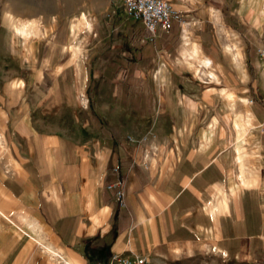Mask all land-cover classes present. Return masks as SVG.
I'll list each match as a JSON object with an SVG mask.
<instances>
[{
	"label": "crops",
	"instance_id": "1",
	"mask_svg": "<svg viewBox=\"0 0 264 264\" xmlns=\"http://www.w3.org/2000/svg\"><path fill=\"white\" fill-rule=\"evenodd\" d=\"M168 1L185 23L174 20L169 34L150 41L123 7L100 19L112 20L111 31L95 35L93 65L55 66L40 93L28 78L5 91L0 82V264H96L113 255L171 264L207 248L257 259L264 216L247 218L235 189L227 215L214 209V220L206 208L222 207L235 169L226 116L245 111L248 97L264 99V22L233 20L224 9L236 0ZM4 37L0 24V46ZM214 121V143L202 144Z\"/></svg>",
	"mask_w": 264,
	"mask_h": 264
},
{
	"label": "rangeland",
	"instance_id": "2",
	"mask_svg": "<svg viewBox=\"0 0 264 264\" xmlns=\"http://www.w3.org/2000/svg\"><path fill=\"white\" fill-rule=\"evenodd\" d=\"M122 2L123 0H0L1 32L3 36H6L0 46V82H2L3 90L5 91V83L13 81L15 85L16 82L28 78L34 82V92L40 93L43 91V82L54 80L56 73L51 71L55 66L93 65L95 62L91 53L95 48V42H93L95 35L103 30L111 31L112 20L100 19L113 11L121 10ZM224 10L237 17L233 20L241 18L264 22V0H236L233 7L226 3ZM23 24L33 26L34 33L30 38H22L17 34L16 30ZM72 26L75 28L72 29ZM257 34L258 31H255V36ZM14 48L18 49L17 53L14 52ZM247 65L251 73L256 70L250 61ZM31 67L33 72H30ZM47 67L50 71L43 74V69ZM260 69V74L264 75V66ZM225 93L232 94L235 97L234 100L237 98L231 91H225ZM245 101H247L246 104L242 103L245 111L233 116L231 122L226 116L225 129L229 135L226 136V150L230 151L233 148L235 169L233 165L227 169L228 187L225 192L220 191V194L225 195L226 203L227 199L230 202L232 196L229 193L231 188L235 187V190L242 194L243 214L248 210L247 218L255 223L262 215L264 216V99L253 96ZM229 107L231 110V106ZM216 109L214 108L213 111ZM230 110L225 111L226 115L230 114ZM216 125L215 121L211 122L207 129L200 132L202 144L210 146L214 143ZM232 130L233 137H230ZM208 137L210 140H207ZM236 150H239V155ZM241 164L245 168L244 177L250 182L248 187L244 188L240 187L238 179ZM221 202L222 200L219 202L220 206H210L206 208V211L209 213L216 209L219 215H227L230 205L228 211L226 208V211L222 212ZM209 215L211 216L210 213ZM218 216L211 217L216 220ZM250 236L252 237L253 234ZM201 248L205 246L202 245ZM175 253L179 256L180 250L176 249ZM257 255L255 261L231 260L222 254L219 255L214 249L207 248L197 255L182 254L178 258L174 256L175 260L171 264H264V240L261 242Z\"/></svg>",
	"mask_w": 264,
	"mask_h": 264
},
{
	"label": "built area",
	"instance_id": "3",
	"mask_svg": "<svg viewBox=\"0 0 264 264\" xmlns=\"http://www.w3.org/2000/svg\"><path fill=\"white\" fill-rule=\"evenodd\" d=\"M122 6L130 18L138 20L143 24L150 41L156 38L158 31L169 34L174 20H178L181 26L185 24L168 0H123ZM257 57L264 66V29L261 33ZM112 188H115L117 205L124 207V193L121 185L116 184ZM96 264H149V261L144 256L113 255L106 263Z\"/></svg>",
	"mask_w": 264,
	"mask_h": 264
},
{
	"label": "bare ground",
	"instance_id": "4",
	"mask_svg": "<svg viewBox=\"0 0 264 264\" xmlns=\"http://www.w3.org/2000/svg\"><path fill=\"white\" fill-rule=\"evenodd\" d=\"M33 24V23H32ZM34 25V24H33ZM35 26V25H34ZM75 26H72V29H74ZM16 32L22 37V38H30L32 35H33V26H31V24L29 25H21V27L19 29L16 30ZM209 65V64H207ZM243 104H246L245 101H243ZM244 125V124H243ZM246 133V132H245ZM245 136V135H244ZM245 138V137H243ZM237 154L239 155V150H236ZM244 167L243 165L241 164L240 165V175H239V185L240 187L244 188V187H248V185L250 184V182H248L246 180V178L244 177ZM233 180V179H232ZM234 182V181H233ZM236 184V183H235ZM238 185V184H237ZM235 189V187H232L231 188V191H233ZM239 190V189H238ZM226 208H227V203H226V197H225V201L224 203H222V207H221V210L223 212L226 211ZM210 212H213V211H210Z\"/></svg>",
	"mask_w": 264,
	"mask_h": 264
}]
</instances>
